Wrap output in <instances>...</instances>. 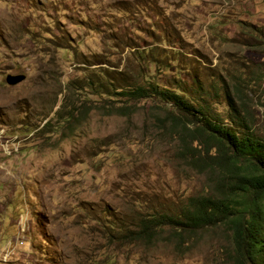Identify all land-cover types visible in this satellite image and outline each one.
<instances>
[{"label": "rangeland", "instance_id": "374dc122", "mask_svg": "<svg viewBox=\"0 0 264 264\" xmlns=\"http://www.w3.org/2000/svg\"><path fill=\"white\" fill-rule=\"evenodd\" d=\"M196 77L264 135V0H0V264H225L222 228L181 253L113 242L146 197L205 193L169 105L122 93Z\"/></svg>", "mask_w": 264, "mask_h": 264}, {"label": "trees", "instance_id": "16d2710c", "mask_svg": "<svg viewBox=\"0 0 264 264\" xmlns=\"http://www.w3.org/2000/svg\"><path fill=\"white\" fill-rule=\"evenodd\" d=\"M138 56L142 68L165 70L174 58L151 51ZM152 80L122 93L129 99L153 97L169 105L173 121L185 130L177 136L180 158L197 173L205 169L211 179L205 193L186 201L143 199L144 211L111 226L117 232L115 246L149 248L164 243L181 253L222 228L231 249L225 264H264V135L252 115L225 92L228 110L222 119L209 102L215 94L204 90L197 77L188 89L181 83L160 85Z\"/></svg>", "mask_w": 264, "mask_h": 264}, {"label": "water", "instance_id": "95a60500", "mask_svg": "<svg viewBox=\"0 0 264 264\" xmlns=\"http://www.w3.org/2000/svg\"><path fill=\"white\" fill-rule=\"evenodd\" d=\"M22 79H23V76L21 75H7L5 82L8 85H14Z\"/></svg>", "mask_w": 264, "mask_h": 264}, {"label": "clouds", "instance_id": "9594fccd", "mask_svg": "<svg viewBox=\"0 0 264 264\" xmlns=\"http://www.w3.org/2000/svg\"><path fill=\"white\" fill-rule=\"evenodd\" d=\"M17 231H18V229H17Z\"/></svg>", "mask_w": 264, "mask_h": 264}]
</instances>
